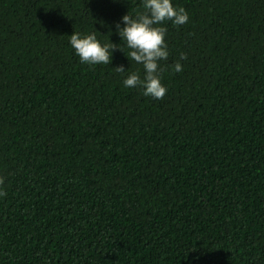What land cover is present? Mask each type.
I'll use <instances>...</instances> for the list:
<instances>
[{
	"label": "trees",
	"instance_id": "16d2710c",
	"mask_svg": "<svg viewBox=\"0 0 264 264\" xmlns=\"http://www.w3.org/2000/svg\"><path fill=\"white\" fill-rule=\"evenodd\" d=\"M173 3L155 99L122 84L142 0H0V264H264V0Z\"/></svg>",
	"mask_w": 264,
	"mask_h": 264
},
{
	"label": "clouds",
	"instance_id": "9594fccd",
	"mask_svg": "<svg viewBox=\"0 0 264 264\" xmlns=\"http://www.w3.org/2000/svg\"><path fill=\"white\" fill-rule=\"evenodd\" d=\"M188 19L186 9L174 4L173 0H142V10L135 14L127 11L120 17V21L115 24V30L127 47L126 57H130L143 68L142 75L138 70L127 72L122 80L124 87L139 88L143 95L155 99L163 98L167 88L162 83L160 73L163 68L160 61L167 60L169 56L164 22L183 25ZM68 40L80 62L89 65L109 64L112 50L118 48L110 39L108 42H101L95 31H72ZM180 56L181 59L184 58L183 53ZM171 67L176 72L183 70L179 61ZM115 68L121 73L126 71L123 66Z\"/></svg>",
	"mask_w": 264,
	"mask_h": 264
}]
</instances>
